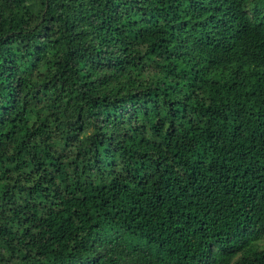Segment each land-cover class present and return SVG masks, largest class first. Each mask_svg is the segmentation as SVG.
I'll list each match as a JSON object with an SVG mask.
<instances>
[{"label":"trees","instance_id":"trees-1","mask_svg":"<svg viewBox=\"0 0 264 264\" xmlns=\"http://www.w3.org/2000/svg\"><path fill=\"white\" fill-rule=\"evenodd\" d=\"M0 264H264V0H0Z\"/></svg>","mask_w":264,"mask_h":264}]
</instances>
